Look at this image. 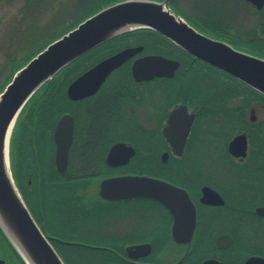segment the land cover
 Returning a JSON list of instances; mask_svg holds the SVG:
<instances>
[{
    "label": "flooded vegetation",
    "instance_id": "1",
    "mask_svg": "<svg viewBox=\"0 0 264 264\" xmlns=\"http://www.w3.org/2000/svg\"><path fill=\"white\" fill-rule=\"evenodd\" d=\"M198 20L205 26L195 20L188 23L203 35L235 47L234 23ZM139 30L118 35L89 51L109 42V46L122 45L112 48L113 52L96 59L84 71L120 50L142 47L111 70L96 91L69 99L72 112H64L74 121L66 172L79 140L78 116L73 112L79 104L88 102L87 133L96 131L97 135H80L88 149L83 163L86 168L70 175L85 188L95 184L94 196L83 189L85 195L80 198L105 210L103 218L111 222L110 227L101 228L104 243L73 242L105 251L107 264H264V98H254L246 89L251 97L242 95L239 103L234 98L233 77L194 58L159 34L154 37L165 41H158L161 44L157 46L167 52H146L145 45L132 37ZM147 55H160L178 61L179 65L172 76L134 78L132 63ZM193 66L228 81L223 86L181 81ZM179 70L180 76L176 75ZM171 113L174 119L167 125ZM91 116H99L95 127L90 123ZM103 128L116 130L110 135L114 137L112 141L105 138ZM240 134L246 140L244 155L239 153V142L230 146ZM257 139L263 146L252 149L253 140ZM115 143L130 145L132 155L127 158L126 151L120 150L108 156ZM54 153L55 148L51 154L55 169ZM124 160L127 161L122 163ZM33 161L37 166L35 156ZM126 175L158 178L184 189L195 209L191 236L173 235V212L156 199L108 200L99 195L102 179ZM185 226L187 229L188 225ZM132 246L140 247L128 251Z\"/></svg>",
    "mask_w": 264,
    "mask_h": 264
},
{
    "label": "water",
    "instance_id": "2",
    "mask_svg": "<svg viewBox=\"0 0 264 264\" xmlns=\"http://www.w3.org/2000/svg\"><path fill=\"white\" fill-rule=\"evenodd\" d=\"M170 1L121 0L102 7L31 57L13 73L0 92V229L25 264L65 263L32 217L16 186L10 165V140L17 117L27 101L74 60L118 35L136 29H150L194 58L264 96V57L203 35L169 7ZM246 1L258 10L264 6V0ZM141 48H125L97 62L68 84L67 97L77 99L93 93L111 70ZM178 65L176 60L147 55L136 59L131 71L137 79L172 76ZM173 119L174 114L171 113L167 125H171ZM73 123L72 116L65 113L59 118L53 132L54 163L59 173H63L67 167ZM236 142H239V153L244 155L245 136H235L230 146ZM120 150L126 151L127 158L133 153L130 145L115 143L108 156ZM99 185V195L108 200L133 197L158 200L173 212V235L191 236L195 209L184 189L162 179L138 175L104 178ZM183 225H188V228H183ZM139 247L132 246L128 251ZM0 264H4V259L0 258Z\"/></svg>",
    "mask_w": 264,
    "mask_h": 264
},
{
    "label": "trees",
    "instance_id": "3",
    "mask_svg": "<svg viewBox=\"0 0 264 264\" xmlns=\"http://www.w3.org/2000/svg\"><path fill=\"white\" fill-rule=\"evenodd\" d=\"M4 1L0 0V3ZM13 1H9V3ZM117 1L121 0H79L75 3L80 7V10L77 13L75 12L68 22L63 19L59 20L68 8L67 3L61 7V1L57 7L58 10L52 13L53 15L56 14L57 18L48 17L50 19L47 18L41 22L44 16L52 10V6L57 0H23V3L14 14V21L8 22L5 27L9 30V34L6 36L7 41L4 43V47H2L6 54L7 72L0 78V92L13 73L47 44L74 28L80 21L102 7ZM173 2L174 0L171 3ZM259 31L261 34L264 33V29ZM254 33H256V30L252 34ZM154 36L159 37L158 33L156 34L149 29H140L132 35V37L138 38L139 41L149 37L156 45L154 52H167V49H161L157 46V44H161L158 41L163 42L165 40L163 38L162 40L156 39ZM253 40H255L253 44L244 46H241L242 43L239 41L234 40V46H240L245 51L264 57V38H260L257 34L253 37ZM114 44L109 46V42L97 50L87 53L63 68L50 81L41 86L22 109L18 118L19 122L17 120L12 134L11 168L16 185L33 218L49 237L51 244L65 264H107L108 256L105 251L73 242L76 240L83 242L86 240L85 238L98 239L99 236L104 237L102 230L89 227V223L92 221L99 224L106 222L102 215L105 210L93 206L91 202L82 201L80 196L85 195L86 186L78 183V178L58 173L53 167H51V170L45 171L39 165L36 166L33 160L35 156L38 164V156L41 150L39 138L41 134L47 133L49 120L54 118V125L61 113L66 111L64 104L70 101L65 93L68 83L86 69L81 66L86 59L96 54L102 55L106 52V54H110L114 51L112 49L115 47ZM143 44L145 45V51H149L150 44L146 41ZM20 49L21 52L19 53ZM181 81L192 82L198 81V79L195 80V74L191 71L186 72V75L181 77ZM234 84L237 90L235 93L237 94L245 93V90L248 89L249 92L255 95L254 98H264V96L246 87L236 79H234ZM50 138L53 143L52 129ZM30 163H32L31 167L28 166ZM30 174L31 176H29ZM29 179L31 180L30 183L28 182ZM45 214L46 216L51 214L57 217L58 220L61 219L63 229L56 227L52 217L51 221L53 223L48 224ZM71 228L73 229L71 230ZM0 248L7 252L8 259L11 258L10 264H25L1 229Z\"/></svg>",
    "mask_w": 264,
    "mask_h": 264
},
{
    "label": "rangeland",
    "instance_id": "4",
    "mask_svg": "<svg viewBox=\"0 0 264 264\" xmlns=\"http://www.w3.org/2000/svg\"><path fill=\"white\" fill-rule=\"evenodd\" d=\"M9 1H12V0H5L3 3H0V78H2L7 72V67L5 65L6 54L4 52L3 47H4V43L7 41L6 36L9 34L8 33L9 30L5 29V27L8 22L11 23L12 21H14V18H13L14 14L16 13V11L19 9L21 4L23 3V0H14L11 3H9ZM78 1L79 0H57V2H55V4L52 6V10H50L44 16L41 22L44 19H47L48 17L57 18L56 14L53 15L52 13L58 10L57 7L60 3H61L60 4L61 7L65 3H67L68 8H67V11L64 12V16H62L59 20L60 21L62 19L66 20L65 22L70 21L74 13L75 12L77 13V11L80 10V7L76 5L75 3ZM171 7L174 11H176L183 18H185L187 22L195 20V22L198 23L199 21L198 18H199V19L207 20V21L220 22V23L222 22L225 25L231 24V22L234 23V39L235 41H239L240 43H242L243 45L239 43L241 46L253 44L255 42V40H253V37H255L257 34L258 36H260V38H264V33L261 34V32L259 31L261 29H264V7L258 11L257 9H255V7H253L251 4L247 3L244 0H174V2L171 3ZM199 25H201L202 27L205 26V24L202 21L200 22ZM255 30H256V33L252 34L253 31ZM145 41L149 43L151 46L150 50L146 52H152L154 48H156V45L151 41L149 37L140 39L139 42L143 44V42ZM117 43H120V42H117ZM120 47H122V45L115 44L114 48L118 49ZM238 47L242 48L240 46ZM144 50H145V47H144ZM18 52L20 53L21 49ZM106 53L102 55L96 54L92 56L91 58L86 59L82 63L81 66L83 68H88V66H90L96 59L105 56ZM192 71L195 74V80L198 79V81L202 83H204L205 81V82L217 83V85L223 86L224 83L228 81L225 78L219 77V76H216L215 78L214 73L208 72L206 70H203L195 66H193ZM178 72L176 75H180L182 71L179 70ZM235 92H237V90L234 87V98L237 99L239 103H240V100L244 98L246 95L248 97H251V94L249 95V93H246V92L242 94H237ZM65 93H66V90H65ZM235 103H237V101L234 100V104ZM72 105L73 104H71V101H69L67 104H64L66 111L71 113L72 107H73ZM87 108H88V102H85L83 104L81 103L77 106V109H75L73 112L76 116H78L77 138L79 140L75 144V147L73 148L71 164L68 166V170L63 173L65 174V176H70V174L74 173L75 171H79L81 168L82 169L86 168L85 166H83V163L86 162L88 149H87L86 143L84 141L82 142L80 135L85 136V134L88 135L89 133L91 135H97L96 131L94 132L88 131L87 133V125H88V118L86 115ZM97 117L99 116L89 117L90 123L94 127H95V124L97 123L96 121L99 120V118ZM53 121H54V118L49 120L47 133L41 134L39 138L40 143H41L40 144L41 150L38 156V160H39L38 165L40 168H42L45 171H49V169L51 170V167H54V165L51 164V154L53 153L55 146L52 143L51 138H50L51 129L53 131V128H54ZM18 122H19V119H18ZM113 131H116V130H112V128H110V130H104L103 128L102 130V132L105 133V138L109 137L111 141L114 139V137L110 136L112 135ZM224 134H225V131L223 130L222 135ZM257 145L263 146L262 141L258 139L253 140L252 149H254ZM166 173L170 174L171 171H166ZM95 187L96 186L94 184L90 187L85 188V191L88 192V194H92L94 196L96 193ZM51 217L53 218V221H55L56 227L62 230L63 229L62 220L61 219L58 220L57 217H54L51 214L47 216L45 214V218L47 219L48 224L53 223V221H51ZM105 219H106V222H103L101 224H99L98 222L93 223L92 221L91 223H93V225H91V223L88 222L90 224L89 227H93L94 229L98 228V230L100 231H101V228L105 229L107 227H110L111 222L109 221V218L105 217ZM72 229L73 228H71V230ZM81 235L82 234L80 233V236ZM85 239L86 240L83 241V243H91L93 245H98V244H102L105 242V239L103 236L102 237L99 236L98 239H95V238H85ZM8 257L9 256L7 252L4 249L0 248V258L4 260L6 259V261H8L7 264H10L11 258L8 259ZM6 261L4 264H6Z\"/></svg>",
    "mask_w": 264,
    "mask_h": 264
},
{
    "label": "bare ground",
    "instance_id": "5",
    "mask_svg": "<svg viewBox=\"0 0 264 264\" xmlns=\"http://www.w3.org/2000/svg\"><path fill=\"white\" fill-rule=\"evenodd\" d=\"M92 50V49H91ZM89 52V51H88ZM13 124V123H12ZM12 124H11V126H10V129H9V133H10V130H11V128H12ZM8 133V134H9ZM53 137V136H52ZM35 220V219H34ZM9 241V240H8ZM9 243H10V241H9ZM11 244V243H10ZM11 246H12V244H11ZM13 247V246H12ZM4 263H5V261H4Z\"/></svg>",
    "mask_w": 264,
    "mask_h": 264
}]
</instances>
